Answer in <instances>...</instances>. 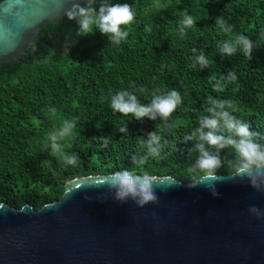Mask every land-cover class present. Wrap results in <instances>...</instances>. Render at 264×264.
I'll return each instance as SVG.
<instances>
[{"label":"trees","instance_id":"1","mask_svg":"<svg viewBox=\"0 0 264 264\" xmlns=\"http://www.w3.org/2000/svg\"><path fill=\"white\" fill-rule=\"evenodd\" d=\"M114 2L133 5L136 14L127 40L119 46L109 44L99 31L78 36L76 22L65 16L59 24L40 30L35 53L26 47L19 59L0 63V203L18 209L29 204L39 210L59 201L65 184L75 178L124 169L188 183L187 168L196 157L188 150L196 142H185L184 136L199 126L209 95L234 100L240 109L234 115L264 135V42H260L264 0ZM157 3L161 7H155ZM185 9L195 24L181 37L178 21ZM221 15L232 26L231 33L215 25ZM145 25L151 32H145ZM238 35L257 44L251 59L239 50L231 57L219 54L217 44ZM200 52L209 61L207 68L193 66ZM229 71H235L236 82L226 84L222 92L214 91L209 78L219 79ZM154 87L181 93L183 103L170 118L175 125L170 130L160 120L138 121L131 114L113 113L109 106L110 94L121 90L133 91L140 103L147 104ZM140 88L148 91L141 93ZM101 96L109 100L101 102ZM49 107L57 109L54 120L46 114ZM73 117L79 118L76 139L67 143L66 151L77 154L79 162L63 167L42 149L41 141L61 120ZM125 125L128 132H119ZM152 131L162 137L161 155L136 167L132 156L145 151L137 137L146 138ZM221 158L218 174L227 175L234 149L222 150Z\"/></svg>","mask_w":264,"mask_h":264},{"label":"water","instance_id":"2","mask_svg":"<svg viewBox=\"0 0 264 264\" xmlns=\"http://www.w3.org/2000/svg\"><path fill=\"white\" fill-rule=\"evenodd\" d=\"M7 4L0 0V24L11 29L0 35V63L19 59L45 25L59 24L70 0H25L23 23L17 10L4 13ZM110 175L75 178L39 210L0 203V264H264V219L248 211L264 210V192L247 182L217 183L213 197L205 187L154 176L179 186L157 188L159 203L141 208L96 187Z\"/></svg>","mask_w":264,"mask_h":264},{"label":"clouds","instance_id":"3","mask_svg":"<svg viewBox=\"0 0 264 264\" xmlns=\"http://www.w3.org/2000/svg\"><path fill=\"white\" fill-rule=\"evenodd\" d=\"M24 4L25 0H8L3 11L9 15L13 10H17L15 12L16 18L23 23ZM155 7L161 6L157 3ZM64 15L68 20L76 22L78 26L76 34L78 36H86L99 31L108 38L109 44L113 46H119L127 40L131 32V25L136 18L133 5L114 2V0H82V2L81 0H70V6L64 10ZM40 21L24 23V29H33ZM194 24V17L189 15L188 10L185 9L178 21V34L181 37L185 36L186 29L192 28ZM215 25L226 34L233 30L223 15L216 18ZM144 30L151 32V26L145 25ZM10 33V28L0 24V35ZM260 42H264V33H261ZM256 46L257 44H254L247 36L238 35L233 40L219 42L217 49L221 56L231 57L239 50L245 57L251 59L253 49ZM26 49H30L32 54L35 53L37 42L34 41ZM196 51L197 49L194 48L193 52ZM193 59V66L199 64L203 69L209 65V61L203 52H200ZM209 80L210 82L214 81L212 83L214 91L222 92L226 84L236 82L237 76L235 71H229L226 76H221L219 79L212 76ZM133 88L135 89V85ZM137 91L146 93L148 90L140 88ZM150 97L151 99L147 104H142L133 91L121 90L115 94H110V100L108 96H101V102L109 100V106L113 113H119L123 116L131 114L138 121H143L145 118L151 121L160 120L165 129H172L175 125L170 122V118L183 103L181 93L175 89L165 91L160 87H154L150 92ZM261 99H264V96ZM239 110L237 103L232 99L207 96L204 114L199 117V126L184 136L185 142H196L194 147L188 150L189 156L196 153V157L187 168L188 187H205L210 190L213 197H218L220 193L216 190L217 183L226 181L247 182L256 191L264 192V143L261 142L264 141V135L252 131L249 123L237 118L234 113ZM46 114L54 120L57 116V109L49 107ZM78 121V117L61 120L60 125L49 131L41 141L42 149L48 151L51 156L61 162L63 167H75L79 162L77 154L66 151L67 143L76 139ZM157 127L159 126L157 125ZM118 130L121 133H127L128 127L126 125L121 126ZM224 132L227 135H224ZM161 139L162 137L158 135L157 131L147 133L146 138L137 137L139 147L145 151L133 155L132 164L143 168L150 157H159L163 148ZM99 140L103 141L104 146L107 147V142L103 137ZM224 149H234L235 151V159L231 161L226 177L218 174V170L223 167L221 151ZM166 183L168 186H179L176 179L158 180L147 173L137 175L124 169L102 178L96 187L107 188L109 192L113 193V199L122 204L131 200L138 207L143 208L150 203H159L156 189L165 186ZM85 199L91 198L85 197ZM248 211L258 219H264V210L259 207L250 205Z\"/></svg>","mask_w":264,"mask_h":264}]
</instances>
